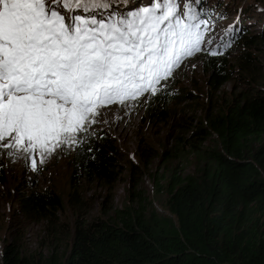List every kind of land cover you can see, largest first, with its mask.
<instances>
[{
	"label": "trees",
	"instance_id": "16d2710c",
	"mask_svg": "<svg viewBox=\"0 0 264 264\" xmlns=\"http://www.w3.org/2000/svg\"><path fill=\"white\" fill-rule=\"evenodd\" d=\"M242 32L236 36L243 44L264 41V25L257 35ZM210 65V94L216 96L226 77ZM258 80L254 88L220 97L218 103L209 100L202 122L180 140L199 166L187 173L174 167L162 175L164 212L141 198L137 207L120 209L104 202L91 215L92 206L79 199L81 177L107 186L117 178L110 155L115 147L98 134L69 157L72 223L59 220L64 203L56 190H37L21 181L15 190L23 219L46 223L43 239L54 245L45 253L24 248L17 239L2 240L0 264H264V70ZM166 88L148 95L150 116L156 108L150 105L170 95ZM139 142L143 161L150 148ZM135 172L133 167V181Z\"/></svg>",
	"mask_w": 264,
	"mask_h": 264
},
{
	"label": "snow or ice",
	"instance_id": "6c2138e0",
	"mask_svg": "<svg viewBox=\"0 0 264 264\" xmlns=\"http://www.w3.org/2000/svg\"><path fill=\"white\" fill-rule=\"evenodd\" d=\"M212 15L204 0L127 12L113 0H0V156L36 171L35 154L42 165L86 144L103 109L156 95L185 58L222 54Z\"/></svg>",
	"mask_w": 264,
	"mask_h": 264
},
{
	"label": "rangeland",
	"instance_id": "374dc122",
	"mask_svg": "<svg viewBox=\"0 0 264 264\" xmlns=\"http://www.w3.org/2000/svg\"><path fill=\"white\" fill-rule=\"evenodd\" d=\"M146 2L113 0L114 6L124 12L144 6ZM219 6L222 12L212 18V35L217 37L218 43L219 38L223 37V41L229 44V47L219 49L222 54L210 56L201 52L185 58L172 78L165 82L170 95L166 96L164 103H158V107L150 105L156 107L152 116L147 112L148 95L129 101L127 106L111 105L102 110L104 115L98 117L100 122L93 125V129L95 134L105 137L115 147L116 152L110 155L115 163L112 169L117 178L107 186L101 181L81 177L79 199L92 206L91 215H96L104 202L112 204V209H120L125 205L137 207L141 198H145L148 207L164 212L166 193L162 187V175L174 167L181 173H187L199 166L195 156L186 151L185 146L179 145L180 140L189 138L192 128L202 122L210 101L218 103L220 97L227 98L257 86L264 70V41H258L255 45L243 44L238 41L236 32L244 30L242 33L248 31L257 35L261 31L264 3L257 0H204L205 9L213 13ZM245 8L248 15L240 16L239 11ZM230 26L233 31L226 34ZM243 52L249 56L244 58ZM211 63L221 71L219 77H226L216 96L210 94L209 79L214 74ZM140 140L150 148L143 161L138 150ZM71 152L58 150L42 165L38 154H35L38 161L36 171L23 158L10 160L7 156H0V249L2 240L12 239H17L26 249L43 248L45 253L54 245L53 240L43 239L46 223L23 219L15 190L21 181L37 190H56L64 203L59 220L72 223L74 212L68 202ZM133 167L137 171L134 181ZM136 181L139 182L138 186L134 185Z\"/></svg>",
	"mask_w": 264,
	"mask_h": 264
},
{
	"label": "bare ground",
	"instance_id": "6f19581e",
	"mask_svg": "<svg viewBox=\"0 0 264 264\" xmlns=\"http://www.w3.org/2000/svg\"><path fill=\"white\" fill-rule=\"evenodd\" d=\"M263 16H261V18H262Z\"/></svg>",
	"mask_w": 264,
	"mask_h": 264
}]
</instances>
